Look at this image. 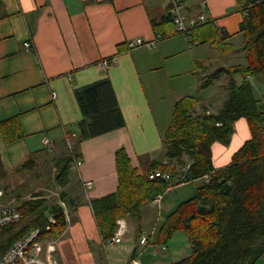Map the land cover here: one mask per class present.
<instances>
[{"label": "crops", "instance_id": "obj_1", "mask_svg": "<svg viewBox=\"0 0 264 264\" xmlns=\"http://www.w3.org/2000/svg\"><path fill=\"white\" fill-rule=\"evenodd\" d=\"M1 2L0 159L4 168L12 173L32 159L34 169L52 167L43 169L44 175L56 184L55 160L70 152L81 161L78 168L69 165L67 185L56 184L59 194L54 203L61 206L65 220L55 252L59 264H130L133 258L140 264H173L183 258L190 243L179 231L164 248L154 241L157 217L194 194L190 182L202 183L204 179L169 188L159 206L152 200L145 203L139 218L116 217V224L124 220L125 231L120 241L112 244H106L108 239L100 232L91 200L117 190V150L122 149L142 175L153 160L162 159V136L171 124L175 103L183 96L174 91L178 92V86L184 88L183 82L174 85L170 78L183 70L199 77L202 74L204 79L209 71L229 66L213 65L217 58L223 63L226 53L211 40L200 43L191 35L193 29L188 34L170 27L159 31L154 17L163 22L168 16L163 0ZM185 4L188 12L204 14L227 34L224 43L242 35L243 16L239 7L234 9L236 0H185ZM135 38L153 45L131 49L128 41ZM242 43L234 47L235 53ZM104 59L108 60L106 66L102 65ZM100 80L110 82L123 125L84 136L79 123L85 117L76 91ZM225 99L216 110L198 100L194 111L201 113L205 106L207 112L217 113ZM233 128L228 144L214 142L211 146L215 168L228 165L250 137L244 118L236 120ZM44 138L49 139V145ZM85 182L92 186L86 189ZM48 218L53 221L51 215ZM142 235L149 237L145 244L139 243ZM178 239L185 244H175ZM255 264H264V256Z\"/></svg>", "mask_w": 264, "mask_h": 264}, {"label": "trees", "instance_id": "obj_2", "mask_svg": "<svg viewBox=\"0 0 264 264\" xmlns=\"http://www.w3.org/2000/svg\"><path fill=\"white\" fill-rule=\"evenodd\" d=\"M237 2L243 16L239 29L243 43L236 52L245 62L218 67L200 84L201 88L207 87L226 76L222 87L227 98L221 109L210 113L203 106L197 114L194 111L197 98L184 96L177 100L171 124L162 136V159L150 164L151 170L169 172L172 181L148 179L146 174H138L127 154L122 149L116 151L117 190L91 200L104 239L114 236L116 217L135 215L139 218L140 208L145 203L179 185L181 169L188 164L186 182L204 175H209V179L203 180L191 197L163 216L153 234L154 241L163 246L177 231L187 236L190 254L173 264H255L264 256V97H257L250 79L260 77L264 83V0ZM1 3L0 0V6ZM169 18L168 15L165 19ZM197 27L204 28L196 36L200 43L211 40L221 45L228 37L209 20L192 29ZM76 97L85 117L79 123L84 136L98 135L123 125L108 80L76 91ZM239 118L246 120L250 137L234 152L228 165L215 168L211 146L214 142L228 144L233 124ZM73 158L68 152L54 161L57 186L67 185L68 167ZM33 169L34 161L28 159L13 172L21 174ZM9 174L0 159V182ZM41 196L42 193L37 192L19 203L24 217L0 235V256L31 228H41L46 238L57 239L61 234L65 227L61 206L50 204ZM63 196L61 192L60 198Z\"/></svg>", "mask_w": 264, "mask_h": 264}, {"label": "built area", "instance_id": "obj_3", "mask_svg": "<svg viewBox=\"0 0 264 264\" xmlns=\"http://www.w3.org/2000/svg\"><path fill=\"white\" fill-rule=\"evenodd\" d=\"M163 5L168 12L171 20L175 25V29L178 33L187 34L197 24L206 22V17L202 13L192 14L187 11L185 0H163ZM245 12L243 15L245 16ZM28 43L25 46L28 47ZM153 42H146L142 38H135L128 41L129 48H137L140 46H152ZM116 57H112V61H115ZM102 65H108V60L104 59ZM55 96V93L52 94ZM43 142L49 145V139L44 138ZM72 165L74 168H78L81 165V161L77 158H73ZM189 165L181 169L179 175L180 184L186 182L184 179L186 168ZM148 179H161L166 181H172L169 172H164L158 169L150 170L146 172ZM204 180L209 179V175L201 177ZM92 186L91 182H85L84 187L86 189ZM2 192L0 191V196ZM163 194H158L152 199V203L157 206L160 205ZM24 217V209L20 204L13 203H0V235L5 229L14 223H19ZM118 227L114 236L106 241V244H112L119 242L121 236L125 231V222L120 219L117 221ZM48 230L49 227L47 226ZM148 236L142 235L139 243H147ZM164 248V246H161ZM57 248V239L46 238L41 234V228L34 227L27 230L21 237L14 240L8 250L0 256V264H59V261L55 255ZM130 264H140L136 258L131 259Z\"/></svg>", "mask_w": 264, "mask_h": 264}, {"label": "rangeland", "instance_id": "obj_4", "mask_svg": "<svg viewBox=\"0 0 264 264\" xmlns=\"http://www.w3.org/2000/svg\"><path fill=\"white\" fill-rule=\"evenodd\" d=\"M234 9H238V2L236 0V5ZM154 20L156 21L155 26L159 28V31H162L163 29L167 30V27H170L172 29L175 28V25L173 21L166 20V21H160L158 17H154ZM204 31L203 27H197L193 29L192 34L193 36H197L198 33H201ZM242 35L239 36V38H235L234 40L230 42H225L223 44L214 43V45H217V47H220L221 50H223L226 53V57L223 59V63L219 62V59L214 61L213 65L219 66V65H230L236 64V63H244V58H242L241 54H237L234 51V47L237 45H240L242 43ZM241 55V56H240ZM229 63V64H227ZM213 71H209L208 74L212 73ZM207 74V75H208ZM205 75L204 78L207 76ZM237 79H239V76H236ZM171 82L174 85H177L179 82H183L184 88L181 90L180 86L177 87L178 92L174 91L175 93H179L183 96L185 95H193L195 96L201 103L206 104L210 106L213 110H216L217 107L221 105V101L227 97L226 91H224L222 85L226 82V76H221L216 83L209 85L205 88H200L199 83L203 79V75L201 74L199 76H195L193 74H187L186 71L179 72L178 75L173 76L170 78ZM252 83L255 88V92L257 97H261V95L264 97V83L260 79V77H254L252 80ZM182 96V97H183ZM262 98V97H261ZM166 100V99H165ZM201 108L199 105H197V110L200 112ZM234 132V131H233ZM187 160V159H185ZM52 168V167H45ZM44 167H38L35 168L31 172H25V173H16L11 171L12 173L9 174V177L2 180L0 182V191L2 192L0 196V203H13V204H19L20 202L30 199L35 193L41 192L42 196H47L46 200L48 203L52 204L55 201L56 196L59 194V190L53 182V179H48L46 175H44ZM40 173V175H39ZM51 173V172H50ZM191 186L196 189L198 184H201L200 180L190 182ZM5 187V190H4ZM159 212V210H157ZM159 219L158 222H156V225L159 224V222L163 219L162 217H157ZM181 236H185L184 238L187 239V236L182 232H178ZM188 241V239H187ZM175 244L181 246L185 243H181L178 239L177 242L174 241ZM189 243V241H188ZM184 248V247H183ZM188 253V254H185ZM190 254V248L187 250V252H183V256Z\"/></svg>", "mask_w": 264, "mask_h": 264}]
</instances>
